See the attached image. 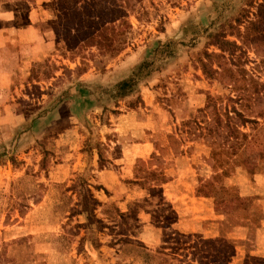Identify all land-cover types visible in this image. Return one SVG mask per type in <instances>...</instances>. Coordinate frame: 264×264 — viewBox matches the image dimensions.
<instances>
[{"label": "rangeland", "instance_id": "374dc122", "mask_svg": "<svg viewBox=\"0 0 264 264\" xmlns=\"http://www.w3.org/2000/svg\"><path fill=\"white\" fill-rule=\"evenodd\" d=\"M142 2L143 8L127 18L125 49L112 59L95 48L85 51L83 62L61 55L52 30L55 0L40 3L31 14L47 45L41 53L28 56L29 49L16 45L0 48L4 264H158L161 258L168 264H217L219 257L204 259L201 249L205 239L217 236L223 217L197 188L212 195L223 182L229 197H238L242 185L244 194L255 196L246 167L231 162L244 146L251 156L264 148V116L259 117L264 112V0ZM14 4L18 10L32 8V0ZM19 13L20 23L29 18ZM4 25L0 21V30ZM214 30L241 46L238 67L211 55L219 51L208 45L206 31ZM3 35L0 45L7 40ZM168 42L172 46L163 47ZM144 61L154 62V72L115 105V85ZM82 63L85 72L76 71ZM201 63L225 72L208 79ZM242 120L252 123L242 128ZM258 163L256 171L264 172ZM149 172L154 176H146ZM140 177H147L142 186ZM86 190L99 203L88 217L75 213L92 208ZM134 201L140 202L133 207L140 209L138 222L105 207L112 203L125 212ZM170 211L174 214L165 220ZM262 219L251 230L235 227L228 234L246 242L236 248L231 264H241L246 255L264 260ZM90 238L96 250L89 247ZM125 238L137 247L119 243Z\"/></svg>", "mask_w": 264, "mask_h": 264}, {"label": "trees", "instance_id": "16d2710c", "mask_svg": "<svg viewBox=\"0 0 264 264\" xmlns=\"http://www.w3.org/2000/svg\"><path fill=\"white\" fill-rule=\"evenodd\" d=\"M47 1L48 0H32V8L29 9L28 6H25L24 8H22V10H18L17 6H15L14 4V0H12L11 2L4 1L1 4H4V7L7 10L13 11L16 14L17 28L23 26L25 23L32 24L35 26L38 36L44 39L42 37L43 31L40 29L38 18L35 19L34 22H31V20L27 18L23 23H20L19 17L21 16V14L19 12L25 11L27 14H29L32 10H36L40 3L41 6H44V3H46ZM142 1L143 0H55V26L52 30L53 34L58 40L57 50L61 52V55L66 56L69 59L79 57L82 62L86 60L85 51L91 48H95L102 57H108L111 59L115 58L125 49V45L128 40L127 33L131 29V26L128 23L127 18L129 15L138 13V11L143 8L141 7L143 3ZM142 12L143 14H146V12ZM252 28L254 31H257L258 29L254 27ZM45 32L47 31L45 30ZM259 32L263 31L258 30V33ZM206 33V37L208 38V45L217 48L219 51L218 54L213 53L211 55L217 59L227 61L229 63V66L238 67L235 59H239L240 56L244 54L241 50V46H238L235 42L226 40L227 35L222 30H219V32H216L215 30L213 32L206 31ZM165 46H172V43L168 42L163 47ZM237 52L239 53L238 56L236 55ZM205 55L206 57H210L209 54ZM153 63L154 62L144 61L134 67L131 73H129L127 76L121 78V80L114 87V99H116L115 105L118 103V101L126 99L127 97L137 92V87L141 83V81L150 76L152 72H154L153 70H155V68H153ZM81 65L82 66L76 68V71L85 72V64L82 63ZM206 66H208L207 63H201L202 71L208 79L212 77L211 74L222 75V72H225V70L222 71L221 66L219 65H217V69H213L209 66L208 69ZM239 70L242 73H245L243 72L244 70H241L240 68ZM229 77L231 79L233 77V74H229ZM207 103L209 104V102ZM102 111L111 114L116 113V111L113 110L106 111V108H102ZM263 116L264 112L259 115L260 118ZM230 119L231 117L228 116V113H226V120L229 122ZM216 123L217 122H215V124ZM248 123L251 124L252 121L242 120L240 127L244 128ZM229 124L231 125V122ZM254 124L256 125L257 122H254ZM226 126L229 129V126ZM240 135L245 140L246 134L241 133ZM246 148V146L243 147L240 155L237 156L238 159L236 157V159L232 161L230 158V160L232 161L231 163L236 164V162H238V164H241L240 166H245L247 174L250 177L256 174H264V172L260 173V171H256L257 159L259 161L258 165L264 167V148L261 147L259 153L256 152L254 156L249 155V153L246 152ZM211 154L215 156L213 151L211 152ZM233 154L234 152H231V156H233ZM97 155L100 168H102V156L99 148L97 149ZM146 176L153 177L154 172H149L146 174ZM216 178H218V176H216L214 179ZM146 179L147 177H140V186L146 183ZM154 180L152 179L151 181ZM78 181H80L82 184L84 183L81 178H79ZM162 181H164V178L160 176L159 182ZM83 186L85 185L83 184ZM218 187V191H215L212 195L202 193L200 191V186L197 188L198 196L200 195L202 197L212 198L214 201L216 213L218 214V216L223 217L222 220L217 222L219 226L217 236L215 238L205 239L202 242L203 250L201 249V251L203 252L202 254L204 255V259L211 257L210 260H215L217 257H219V262H217V264H231L233 258L237 256L236 248L241 244H246V242H238L232 240L228 238V234L231 233V230L235 227H246L248 228V230H251V226L254 225L255 222H259L264 217V211L261 209L259 204H255V202H258L257 196L229 197L225 193V187L222 182ZM150 191H152L153 194L158 193V191H154L153 189H151ZM76 193L80 194V191ZM84 199H89L92 208L89 209L87 206H82V209L80 211L77 210L75 212V210L72 209L71 214H73L74 212L78 215L87 214L88 217L89 215H91L93 209L97 205H99V203L92 197V195L89 194L88 190H86ZM160 200H162L161 195H159V201ZM139 203V201L129 203L125 212H121L112 203L106 205L105 207L112 209L114 208L113 210L120 218H130V220L138 222L137 214L140 209H138L137 207L136 211H133V207ZM78 206L79 205H77L76 207ZM141 211L144 210L141 209ZM144 212L149 214V211ZM173 214V211H170L167 216H164V219L166 220ZM234 214H236L235 218H233ZM87 219H89L88 221H90V218ZM134 237L136 236L133 234V238ZM88 242L91 249L96 250L98 248V245L95 244V241L92 238H90ZM119 243L133 248L137 247V245L134 244L133 241L127 238H125L124 240H120ZM209 247H211V249H209ZM1 250L2 248H0V264H4V251L2 252ZM199 257H201V254H199ZM198 262L199 264H208L203 260H200ZM261 262L264 263V260L246 255L241 264H260ZM158 264L168 263H166L165 259L161 258L159 259Z\"/></svg>", "mask_w": 264, "mask_h": 264}, {"label": "crops", "instance_id": "0c3cea01", "mask_svg": "<svg viewBox=\"0 0 264 264\" xmlns=\"http://www.w3.org/2000/svg\"><path fill=\"white\" fill-rule=\"evenodd\" d=\"M6 2H11V0H7ZM35 13H36L35 10H32L29 13L28 17L31 20V22L32 21L34 22L35 19H37V18H34V19L31 18V14H35ZM0 21L6 22V25H4L2 27V29L0 30V33H1V35H3V33H4L3 36L7 39L6 41H4V44L0 45V48H5L7 45H16V46L20 47L23 51L24 50L28 51V49H29L28 56L29 55L34 56V54L41 53L42 49L47 47V45H45V43L42 41V39L38 36L37 30L35 29L34 25L28 24L26 26L17 28L16 27V22H17L16 14L13 11L7 10L4 7V4H0ZM31 35H33V36H31ZM5 63H7V61ZM5 73L8 74V72H5ZM103 171H106V168L101 169L100 172H103ZM106 174H107V172H104L103 175H106ZM161 176L164 178L163 174H161ZM245 176H246V174H245ZM249 179H250L249 183L250 184L253 183V185L255 186V189H257V191L254 189L255 190V196L259 195L262 198V201H264V174H256ZM164 183H165V178H164V181L160 182V185H162ZM101 185L103 186V189L104 188L107 189L103 184H101ZM223 185L225 188H227V186H225V183H223ZM243 187H244V185L240 186L238 189L239 196H242V197L250 196V195H247L246 193L245 194L243 193V189H244ZM248 187L251 188V185ZM115 188H116V185H115ZM206 199H208V197H206ZM210 199L213 202V203H211L213 210H214V212H216L215 207H214V201L212 198H210ZM260 201L261 200L259 198L258 202H260ZM262 220L263 219H261L259 222H261ZM233 232H234V230L232 231V233ZM239 239H242V238H239Z\"/></svg>", "mask_w": 264, "mask_h": 264}]
</instances>
